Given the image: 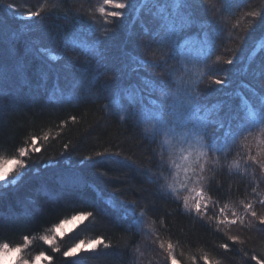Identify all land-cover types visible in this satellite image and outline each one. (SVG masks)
Instances as JSON below:
<instances>
[{
	"label": "trees",
	"instance_id": "obj_1",
	"mask_svg": "<svg viewBox=\"0 0 264 264\" xmlns=\"http://www.w3.org/2000/svg\"><path fill=\"white\" fill-rule=\"evenodd\" d=\"M99 3L100 0H5L0 5V24L6 25L10 34L22 33L25 43L38 40L40 45L59 54L64 39L73 33L79 32L89 42L94 39L88 34V28L91 14ZM8 4L12 7L8 8ZM207 5V13H202V8L197 9L198 23L181 34V44L185 36H195L196 40L187 44L183 55L176 59L188 64L193 82L203 76L198 88L208 91L206 104L209 107L220 104L219 109L210 112V118L222 120L225 127L220 132L221 142L216 145L221 151L215 154L219 162L215 165L216 175L209 194L228 205L227 214L231 217V211L242 214L240 201L264 198V171L257 164H246L240 159L247 144L252 155L259 153L264 160V136L260 135V126L256 124L253 135L243 141L241 129L233 125L237 143L233 145L231 136L227 142L223 140L232 115H243L245 119L240 124L251 125L236 93L242 92L252 99L249 90L256 88L251 69L264 61V30L256 27L253 17L248 14L260 13L256 17L257 23L264 20V0H211V5L207 0ZM38 9H43L40 17L28 18L29 11ZM95 15L99 18L98 12ZM145 26L151 25L142 24L131 12L121 18L111 39L105 40L109 57L118 64L123 56L122 49L133 55L151 57L156 46L153 45L152 50L143 47V43L150 40V37L140 35ZM99 34L98 28L97 36ZM18 48L17 60L20 63L26 61L27 67L19 79H14L11 91L0 90V159L10 160L16 149L26 146L33 136L39 137L37 145L41 150L34 153L30 150V156L26 158L27 173L17 180L15 187L0 186V219L4 221V227L0 228V243L16 247L23 244L24 235H29L32 243L19 255L23 256L26 251L34 255L33 259L40 252L52 256L51 261L42 258L40 264H128L131 260L136 264H160L159 257L164 258L166 252L159 253L162 251L160 241L165 243V248L171 241L179 264H193V259L196 264H204L202 257L205 255L211 264H245L237 254L242 248H247L250 254L264 255V231H260V225L255 224L251 229L236 226L231 232L223 226L217 232L215 221L208 225L194 214L184 212L183 197L191 193L184 191L179 182L174 184L177 194L167 187L174 183L176 169L156 167L158 156L153 150L157 146L144 138V119L130 115L121 119L123 113L111 103L116 84L108 80V76L100 78L91 95L82 92L79 99H70L68 91L64 90V95L60 96L53 89L57 83L56 72L61 76L59 85L63 88L61 65L64 60L53 62L55 71L49 73L46 86L41 87L40 72L46 70V66L33 57L24 44ZM163 50L170 52V47L165 45ZM159 54L156 52L157 56ZM217 56L221 57L220 63H215ZM204 57L209 65L218 69L221 78H231L230 87L223 91H212L220 86L208 87L211 81L203 75L206 71L203 64L198 68H193L192 64L197 58ZM228 58H233L232 65L223 63ZM159 71L142 70L140 75L161 79ZM128 83L143 87L135 75L124 86ZM124 106L131 108L127 101ZM73 116L75 122L71 119ZM45 135L49 137L47 141L43 140ZM65 144L69 145L68 149L64 148ZM98 152L104 155L97 156ZM117 152L119 156L114 155ZM233 161L240 162L238 168L231 166ZM7 167L11 168V163ZM148 169L151 172L145 175ZM206 175L211 177L213 174ZM157 176L160 179L153 183ZM69 177L84 183L69 182ZM252 188H256V193H252ZM80 192L84 193L83 198L88 203L74 199V194ZM132 201L138 204V212L149 209L145 216V232L125 231L130 218H125L124 208ZM93 207L98 210L95 222L80 227L77 222L67 231L63 230V236L56 233L61 248L59 253L53 252L52 247L40 239L51 234V229L60 220ZM256 209L264 214V205L257 202ZM147 225H151L152 233L159 236V241L147 231ZM74 228L76 230L72 231ZM98 235L110 241L113 247L101 248L94 253L82 251L76 257L63 256V251L78 240L87 241ZM228 235H239L246 244L233 246ZM224 243L229 244V250L220 247ZM117 257L119 259H115Z\"/></svg>",
	"mask_w": 264,
	"mask_h": 264
},
{
	"label": "snow or ice",
	"instance_id": "obj_2",
	"mask_svg": "<svg viewBox=\"0 0 264 264\" xmlns=\"http://www.w3.org/2000/svg\"><path fill=\"white\" fill-rule=\"evenodd\" d=\"M5 0H0V5ZM211 5V0H208ZM106 6H110L107 8ZM8 8L12 5L8 4ZM56 7V6H54ZM198 0H100V3L91 14V24L88 28V34L94 37L89 42L79 32L73 33L71 37H66L63 41L62 48L57 54L55 50L40 45L38 40H32L25 43L22 33H9L6 25L0 24V90L7 88L12 89L14 79H19L27 67V62L20 63L17 60L19 55L18 45L24 44L27 51L35 58L40 59L46 66V70H41L40 80L41 87L46 86L49 73L54 72L53 62L64 60L61 68L63 74V88L60 87L59 81L61 76L56 72L55 79L57 81L53 91L60 96L64 95V90L68 91L70 99H79L82 92L93 94V89L99 82L101 77L108 76L116 84L114 90V99L111 103L119 109L123 114L121 119L126 116L142 117L145 121L143 130L144 138L150 144L157 146L153 150V154L158 156L156 167L158 169L170 170L175 168L174 183L178 181L184 191L194 193V196L183 197L184 212L189 215H195L201 221L211 225L215 221V229L219 232L223 226L228 227L231 232L233 227L251 229L255 224L261 226L260 231H264V214L256 209V203L264 205V198L258 201L242 200L240 206L242 214L237 211H231L229 218L228 205L221 202V198L214 199L209 191L211 190L213 179L216 175L215 165L219 162V157L215 154L221 149L216 145L221 142L220 132L225 125L222 120H214L210 118L212 109H219L220 104H213L209 107L206 104L209 95L207 90L201 91L198 84L200 80L193 82L190 76L188 64L183 60L177 61L178 56L183 55L184 47L196 40L195 36H185L184 43H180L181 34L184 30L198 23L197 8ZM114 9V10H112ZM43 9L29 11L28 18L40 17ZM99 13V18L95 13ZM129 12L134 14V18L140 19L145 26L140 35L148 36L150 40L143 43V47L152 50L155 45L156 49L152 51V56L133 55L124 52L118 64L109 57V49L105 47V40L111 39V34L115 32L116 26L121 22V18L126 17ZM253 17V24L264 30V20L256 22V17L260 13H249ZM147 19H144V18ZM100 34L97 36V29ZM103 37V39L101 38ZM170 47V52H165L164 46ZM156 52L160 54L157 56ZM71 53H75L72 55ZM84 59L81 60L80 57ZM155 57V58H152ZM170 61L174 62L170 64ZM221 57H216L215 63H220ZM223 63L232 65L233 58H228ZM193 68H198L203 64L206 70L203 75L208 76L212 85L220 86L212 88V91H223L224 88L230 87L231 78H221L218 75V69L207 63V57L197 58L192 62ZM179 65V66H177ZM160 69L159 76L161 79H150L148 76H141L142 70L155 71ZM252 75L256 81V88L250 89L252 99H249L242 92H237L240 97L242 109H246L247 119L251 122L249 127L240 124L245 117L239 113L230 117L227 131L223 133V140L227 142L228 137H232V143H237V137L234 135L233 125L239 127L240 138L247 141L248 136L253 135V127L258 124L261 136H264V61L256 68H252ZM112 74V75H109ZM135 75L140 84L125 83ZM108 87L107 81L104 85ZM158 93V95H156ZM127 101L131 108L124 106ZM72 121H76V117H71ZM48 136L45 135L43 140L47 141ZM39 137L33 136L26 146H20L16 149V154L9 159H0V186L15 187L17 180L21 179L28 170L26 158L32 153L39 152L40 146L37 145ZM69 145L65 144L64 148L68 149ZM246 151L240 155V159L244 163L251 162L257 164L264 171V160L261 159L259 153L251 154V147L244 145ZM97 156H103L104 153H96ZM119 156L120 153H114ZM177 157L180 163H177ZM87 159H91L88 157ZM125 159H129L125 157ZM11 163L12 167L7 165ZM239 161H233L231 166L239 167ZM151 172L148 169L147 175ZM211 172L210 177L206 173ZM182 173V175H181ZM169 174L172 173L169 171ZM163 172L160 173V176ZM160 176H157L153 183H156ZM78 185H83V181H77ZM173 184L167 185L173 194L178 193V189ZM199 186V187H197ZM220 185H217L219 191ZM252 193H256V188H252ZM84 193L74 194V199L80 203H88L83 198ZM177 199L179 197L177 196ZM130 206L124 208L125 218L128 220V227L125 231L145 232L146 223L145 216L149 209H140L138 212V204L134 201L129 202ZM211 204V209L209 208ZM91 207V205H90ZM212 212L209 215V212ZM98 210L94 207L89 211H77L66 219H62L51 229V234L43 235L40 239L47 245L52 247V251L59 253L61 248L57 244L59 238L56 233H63V226L73 222H79L77 227L87 226L90 222H95ZM153 223H155L153 221ZM4 227L3 219H0V228ZM74 228L72 231H75ZM147 231L152 233L151 225H147ZM154 240L159 241V236L155 233ZM228 240L232 245H245L246 240L241 239L239 235H228ZM32 243L29 235L23 236V244L11 247L9 243H0V264H40L41 259L47 261L52 260V256H46L44 252H40L33 260L24 258L19 255L23 250L27 249ZM113 244L107 241L103 236H96L95 239H80L67 250L63 251L64 257H76L83 252H96L98 249H110ZM221 248L229 250V244L220 245ZM159 249L166 251V264H179L174 254V245L169 241L165 248V243L159 242ZM245 264H264V255L250 254L247 248L239 249L237 252ZM119 259V257L115 258ZM204 264H211L207 255L202 257ZM128 264H136L135 260H131ZM193 264H196L193 259Z\"/></svg>",
	"mask_w": 264,
	"mask_h": 264
},
{
	"label": "rangeland",
	"instance_id": "obj_3",
	"mask_svg": "<svg viewBox=\"0 0 264 264\" xmlns=\"http://www.w3.org/2000/svg\"><path fill=\"white\" fill-rule=\"evenodd\" d=\"M198 3H199V7L197 8V9H199V8H202V13H207V11L209 10V7H208V5H207V0H198ZM110 8V7H109ZM244 13V12H243ZM177 163H180V161H179V158L177 157ZM176 172V171H175ZM182 174V173H181ZM69 182L71 181L72 183H76L78 180L75 178V177H69ZM177 182L178 181H175V183L174 184H177ZM195 194L194 193H191L189 196H194ZM229 216V215H228ZM229 218H231L230 216H229ZM77 222H73V223H71V224H66V225H64L63 226V230L64 231H67L68 229H70L71 227H73L75 224H76ZM162 252H163V250L162 251H160L159 253L160 254H162ZM163 254H164V252H163ZM33 256L34 255H32V253H27L26 251H25V253H23V257L24 258H26V259H29L30 261L31 260H33ZM165 257H166V252H165ZM165 257L163 258V256H160L159 257V262H160V264H163L164 263V261H165Z\"/></svg>",
	"mask_w": 264,
	"mask_h": 264
}]
</instances>
